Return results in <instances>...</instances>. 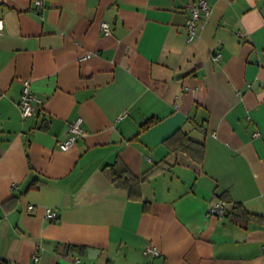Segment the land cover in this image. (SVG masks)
<instances>
[{
    "label": "crops",
    "instance_id": "1",
    "mask_svg": "<svg viewBox=\"0 0 264 264\" xmlns=\"http://www.w3.org/2000/svg\"><path fill=\"white\" fill-rule=\"evenodd\" d=\"M42 1L0 0V260L264 264V221L233 210L264 217V0H205L192 40L196 0ZM25 80L42 106L22 120ZM179 131L201 157L172 150Z\"/></svg>",
    "mask_w": 264,
    "mask_h": 264
},
{
    "label": "built area",
    "instance_id": "2",
    "mask_svg": "<svg viewBox=\"0 0 264 264\" xmlns=\"http://www.w3.org/2000/svg\"><path fill=\"white\" fill-rule=\"evenodd\" d=\"M42 0H33V4L37 8L42 7ZM187 11L190 13L189 19L186 21L184 25V32L187 36L188 40H192L196 35V28L197 23L200 21V18L203 16L204 18L208 17L210 14V7L208 6L205 0H196L192 2ZM3 29V23L0 21V32ZM102 29L106 36L110 35V27L107 23L102 24ZM91 54H87L83 58L89 57ZM220 54L214 57L215 60L220 58ZM1 97V92H0ZM42 101L38 99L31 90V82L29 80H25L22 84L21 92H20V99L18 102V107L20 109V114L22 120H27L37 114L38 111L41 110ZM81 118H77L75 121L70 123L67 126L66 130V137L65 139L59 144V148L63 152L69 151L72 146L75 144L77 137L82 135L81 129ZM226 207L225 203L222 201H218L214 205L209 208L208 215L209 216H216L222 219L225 216ZM58 214L55 210L48 208L46 210V218L51 221L56 220ZM144 255L151 256V257H158L160 256V251L153 245H147L144 249ZM37 258H35V261Z\"/></svg>",
    "mask_w": 264,
    "mask_h": 264
},
{
    "label": "trees",
    "instance_id": "3",
    "mask_svg": "<svg viewBox=\"0 0 264 264\" xmlns=\"http://www.w3.org/2000/svg\"><path fill=\"white\" fill-rule=\"evenodd\" d=\"M154 123H156L155 119H150L147 122H145L141 126V131H145L149 127H151ZM179 136V137H178ZM167 143L172 148V150H183L190 155H193L194 157H201L202 154V144L193 142L190 140L185 134L181 133L180 131L177 132L175 135L171 136L169 139H167ZM110 176L111 180L114 184H116L119 187L126 188L129 190V195L131 198H138L139 193H136L132 189L131 185V179L128 176L127 170L119 167V166H112L110 169ZM234 211H237V216L254 219L257 221H264V217L260 215H254L246 212L244 208L240 204H236L233 208ZM81 250L84 251V248L81 247ZM5 262L0 260V264H4Z\"/></svg>",
    "mask_w": 264,
    "mask_h": 264
},
{
    "label": "water",
    "instance_id": "4",
    "mask_svg": "<svg viewBox=\"0 0 264 264\" xmlns=\"http://www.w3.org/2000/svg\"><path fill=\"white\" fill-rule=\"evenodd\" d=\"M92 251H93L92 249H88L89 257H90V253H91Z\"/></svg>",
    "mask_w": 264,
    "mask_h": 264
}]
</instances>
